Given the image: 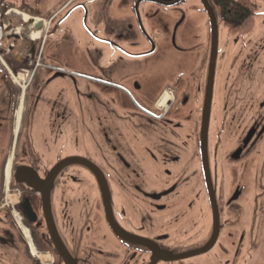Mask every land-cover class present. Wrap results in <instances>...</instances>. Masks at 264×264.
I'll return each instance as SVG.
<instances>
[{
	"label": "flooded vegetation",
	"instance_id": "af4514ba",
	"mask_svg": "<svg viewBox=\"0 0 264 264\" xmlns=\"http://www.w3.org/2000/svg\"><path fill=\"white\" fill-rule=\"evenodd\" d=\"M262 3L0 0V264H264Z\"/></svg>",
	"mask_w": 264,
	"mask_h": 264
},
{
	"label": "water",
	"instance_id": "95a60500",
	"mask_svg": "<svg viewBox=\"0 0 264 264\" xmlns=\"http://www.w3.org/2000/svg\"><path fill=\"white\" fill-rule=\"evenodd\" d=\"M204 7L207 10V12H209L210 16L213 18L214 14L211 11V9H210V7H209L207 2L204 3ZM212 23H213L214 33H215V43H214L215 44V48L213 49V52H214V55H215V53L217 51V48H218V44H217V23L214 22V20L212 21ZM212 83H213V80L211 79L210 83H209V93H208V98H207L208 99V107H209V101L211 100L210 99V96H211V93H212L211 91H213ZM207 112H209V110ZM208 117H209V115L206 118L207 122H209L208 121ZM96 171L98 173V178H99V181H100L101 192L103 193L102 194L103 195V200H104V202L106 204V213L109 214V202H108L109 201V196H108L106 182L104 181L101 172L99 170H96ZM113 228H115V231L117 232V234L122 235V236L126 235V234H124L123 230L119 226L113 227Z\"/></svg>",
	"mask_w": 264,
	"mask_h": 264
},
{
	"label": "rangeland",
	"instance_id": "374dc122",
	"mask_svg": "<svg viewBox=\"0 0 264 264\" xmlns=\"http://www.w3.org/2000/svg\"><path fill=\"white\" fill-rule=\"evenodd\" d=\"M262 6H264V3H262ZM222 96V95H221Z\"/></svg>",
	"mask_w": 264,
	"mask_h": 264
},
{
	"label": "bare ground",
	"instance_id": "6f19581e",
	"mask_svg": "<svg viewBox=\"0 0 264 264\" xmlns=\"http://www.w3.org/2000/svg\"><path fill=\"white\" fill-rule=\"evenodd\" d=\"M37 37V35H35V38Z\"/></svg>",
	"mask_w": 264,
	"mask_h": 264
}]
</instances>
